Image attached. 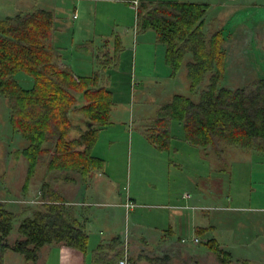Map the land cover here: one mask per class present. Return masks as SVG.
<instances>
[{
    "label": "trees",
    "instance_id": "16d2710c",
    "mask_svg": "<svg viewBox=\"0 0 264 264\" xmlns=\"http://www.w3.org/2000/svg\"><path fill=\"white\" fill-rule=\"evenodd\" d=\"M130 1L127 3L134 5ZM134 6L136 30H153L156 41L164 45L170 77L175 78L185 67L190 93H197L201 86L197 99L172 93L144 125L146 140L160 150H168L171 122L177 121L182 124L184 138L193 145L221 150L224 143L264 151V78L236 88L218 87L224 73V37L221 29H205L204 17L210 4L139 0ZM55 18L53 11L35 6L0 17V95L8 99L13 133L25 140L22 148L11 154L13 162L21 158L26 162L24 193L37 180L41 165L45 170L39 176L38 194L31 201L34 205L23 208L24 212L9 209L0 199V264H8L11 253L36 264L44 246L65 245L88 252L87 224L78 217L76 205L66 200L58 183L74 181L70 173H79L86 180L91 178V170L103 165L104 160L92 150L100 130L113 124L115 100L106 85L105 70L116 66L122 46L118 38L112 50L107 45L104 50L97 49L94 40L77 44L80 50H96L98 68L90 75L75 76L70 67L60 63L63 48L54 44ZM108 41L104 37L103 45ZM20 71L32 78L30 88L15 79ZM21 213L28 214L19 219ZM14 231L17 237L11 242ZM103 241L91 252V264H118L124 256V238L114 234ZM214 241L210 238L202 243L225 264H231V252ZM128 259L129 264L141 260L172 264L169 254L141 253ZM240 262L253 264L247 258Z\"/></svg>",
    "mask_w": 264,
    "mask_h": 264
},
{
    "label": "rangeland",
    "instance_id": "374dc122",
    "mask_svg": "<svg viewBox=\"0 0 264 264\" xmlns=\"http://www.w3.org/2000/svg\"><path fill=\"white\" fill-rule=\"evenodd\" d=\"M181 1L209 3L210 8L204 17L207 22L205 29L222 30L225 59L224 73L218 87L236 88L256 78H264V0ZM61 2L69 7V10L63 11L66 26L72 27L75 22L89 19V8L84 10V15H80L76 21L77 17L74 18L71 8L72 1L60 0ZM130 2L136 5L135 0ZM2 3H6V0H0V4ZM94 4L98 6L96 21L99 18L105 20L114 18L118 24L123 22V26L119 25L116 28L117 32H113L114 36L119 32L122 46L119 58L115 62L116 66L105 70L108 75L106 85L113 92L115 100L111 111L113 124L100 130L98 141L92 150L93 155L104 160L101 169L90 171L94 182L92 185L100 186V195L93 198L106 204H94L88 210L87 216L93 223L88 229L91 239L88 252L92 251L100 239L107 237L105 233L112 232L111 229H117L116 233L122 229L128 231L136 222L142 223L144 228H149V225L156 223L153 218L155 214L169 215L181 210L189 225L195 223L197 227H189L188 224L186 228L181 226L180 230L176 229V232L171 233V237L179 241L185 239V242L198 237L200 241L193 240L196 245L194 248L189 245L185 249H181V246L171 248L169 252L172 264H225L215 252L202 243L207 237L206 231L202 232L201 228H198L202 225L212 226L209 235L214 238V242L231 252V264H241L238 257L253 253L251 248L257 246L258 239H264V151L224 143L220 144L221 150L214 148L215 146L204 148L193 145L185 140L182 124L177 121L171 122V150L156 151L144 138L142 132L144 125L156 115L159 106L172 93L178 92L197 99L201 86L197 93H190L185 67L180 70L175 84L169 77H163L165 50L163 44L150 38L155 35L153 30L144 36V41L142 36L145 31L134 32V5L125 0H112L110 3L95 1ZM101 6L108 9H99ZM85 25L91 28L93 24ZM67 37L71 38L72 34ZM74 37L76 40L77 36ZM136 37L139 38L138 42ZM106 45L108 47V44L102 43L97 49L104 50ZM110 47H115L113 40ZM143 48L154 52L156 68L152 70L149 66V73L156 72L158 75V87L148 83L147 77L143 80L140 78L136 83L135 75L140 70L139 53ZM95 53L94 49V59ZM97 68L95 62L89 71ZM89 71L86 73H90ZM14 77L22 87L32 86V78L23 71L16 73ZM9 116L8 99L0 95V199L7 202L9 209L24 212L23 208L34 205L31 201L38 194L39 176L45 170L41 165L42 169H39L40 173L36 175L37 180L34 179L29 190L24 193L22 185L26 174V162L22 158L13 162L11 154L12 150L22 148L25 140L20 134L13 133ZM99 171L103 176L98 174ZM70 175L76 178L77 183H58L60 191L67 198L75 196V189L81 180L79 173ZM106 175H110L115 182L105 185ZM185 193H189L190 197L184 200L182 196ZM127 197L136 201V208L132 211L119 204L115 205L124 202ZM198 198L200 200L195 201ZM182 204H188V208L176 207ZM192 205L196 207L192 208ZM25 214L28 213L22 214L19 219ZM15 222L14 225H17V221ZM100 231L104 235L100 234ZM139 231L135 230L134 237L140 236L143 230ZM237 234H240L238 241H246L245 244L252 241L253 245L249 250L235 243ZM16 237L17 233L14 231L10 235L11 242ZM127 239L130 242V237ZM199 247L206 249L203 251ZM147 252L150 256L159 255L153 250ZM203 252L211 256H206ZM44 253L45 250L40 252V259L36 264L42 263ZM8 258V264H31L19 254L11 253ZM194 260H197V263ZM255 264L262 262L258 263L257 260Z\"/></svg>",
    "mask_w": 264,
    "mask_h": 264
},
{
    "label": "crops",
    "instance_id": "0c3cea01",
    "mask_svg": "<svg viewBox=\"0 0 264 264\" xmlns=\"http://www.w3.org/2000/svg\"><path fill=\"white\" fill-rule=\"evenodd\" d=\"M3 1V0H2ZM72 1V11H73V16L74 18H76V21H78V18H80V15H84V10H88V8L90 9V12L88 13L89 15V19H87V21H82L80 20L79 22H75V24L72 25V27H68L65 25V19H64V13L63 11H67L69 10V7L66 6V4H63V2L60 3V0H6V3H2L0 4V17H4V16H8V15H14L16 13L22 12V11H28L30 10L33 6L38 7V8H43V9H47V10H51L54 12L55 14V21H54V27H55V31H54V44L56 46L62 47L63 48V59L61 60V64L70 67L75 76H84V75H90L91 73H93L94 71H89L92 68V64H95V59L93 57V52L91 51H85V50H80L76 48V45L79 43H82L86 40H96L94 41L96 48H98V46L100 44L103 43V38L108 37L109 41L107 42L108 47L110 46L111 41L113 40V43L115 44L117 38L119 39L120 43H121V37L119 35V32L116 33V36H114L113 32H117L116 28L123 26V22H120V24H118L116 22V19H110V20H105L102 18H99L96 21V14H97V9L98 6H96L94 4L95 1H101L104 3H110L112 0H71ZM126 2L129 0H125ZM132 1V0H131ZM108 9L105 6H101L99 7V9ZM67 9V10H66ZM83 23V24H82ZM93 24L91 26V28H89L88 26H86L85 24ZM98 24V25H96ZM96 27H97V31H96ZM133 28H134V32H139L136 30L135 28V19L133 22ZM136 30V31H135ZM152 31V30H151ZM144 32V31H142ZM96 33V34H95ZM150 30H146L144 35L142 36V40L144 41L145 35H149ZM154 36H151L150 38L156 41V33L153 32ZM72 34V37L69 38L67 37L68 35ZM77 36V39L75 40V35ZM79 34V36H78ZM67 35V36H66ZM138 36V34H136ZM139 40V38L136 37V40ZM137 40V42H138ZM141 40V41H142ZM153 42V41H152ZM158 43V42H157ZM153 44V43H152ZM162 46V45H161ZM144 46H141V48ZM164 47V45H163ZM109 49H113V47L109 48ZM165 49V47H164ZM90 55V56H89ZM164 55H165V50H164ZM140 59H139V73L135 75V79H136V83L137 80L139 81V79L141 78L142 80L144 79V77H147V82L148 83H152V86H157L159 84V80L158 75H156V72H152L149 73V66L153 69H155V61H154V52H150L147 49L143 48L141 53H139ZM91 66V68L89 67ZM86 68V69H85ZM93 70V69H92ZM86 71H89L90 73H86ZM170 67L166 64L165 62V58H164V65H162V74L163 77H169V79H171V82L173 84L177 83V79L178 76L180 75L181 71L179 70V72L177 73V76L175 78L170 77ZM162 76H160V78H163ZM143 132V131H142ZM176 136L178 137V133H176ZM145 138V137H144ZM146 139V138H145ZM186 140V139H185ZM187 141V140H186ZM148 143H150L147 140ZM152 145V147L159 152L162 151H170L171 150V146L168 150H160L158 149L155 145H153L152 143H150ZM179 144H181V142H179ZM100 158V157H99ZM98 174L100 176H103L102 172H98ZM107 179L104 180L106 182L105 185H109V183H113L115 181L112 180V178L110 177V175H106ZM92 181V182H91ZM68 184L70 183H77L76 178L74 179V181H68L66 182ZM79 186H77V188L75 189V196H73L72 198H67L66 195L64 193H62L66 200L69 203H73L74 205H76V209L78 210V217L82 220L85 221V223L87 224L88 229H90L89 227H91L93 225L92 222H90V218L89 216H87L88 210L91 209V206H93L94 204L96 205H102V204H106L104 202L101 201H96L94 200V196L100 195L99 192V187H96L97 185H92L94 184L93 180H92V173H91V178H86V180H80L78 181ZM111 185V184H110ZM95 186V187H93ZM105 188V187H104ZM103 188V189H104ZM184 200L187 199L188 197H190L189 193H185L184 196ZM131 200L136 204L135 199L131 198V197H127L126 200L124 202H119V203H115V205H121L122 207H124L126 210H134L136 207L134 208H127L125 205L126 203ZM200 200V198L196 199L195 201ZM185 203V202H184ZM137 205V204H136ZM191 206V205H189ZM178 209H184V208H188V204H182V205H177L176 206ZM196 207L192 205V208ZM179 210L178 212H173L170 213L169 215H165V214H155L154 215V221L156 223H153L152 225H149V228H144L142 223L136 222L135 224H132L130 229L127 231V229H125V231L122 229L119 231V233H116L117 229H111L112 232L107 231V233H105L107 235V237H104L102 239H100L101 241L104 240L103 242H107L109 240V238L111 236H113L114 234H120V236L122 238H128L130 237V242L128 240V249H129V253L130 256L132 257H136L138 256V254L141 253H145L148 256H150L147 252V250H153V252H155L157 255H162V254H170L169 250L171 248H178L181 246V249H185L186 246L189 245V247H196L195 243L193 242V239H190L188 242H185V239H182V241L173 239L171 236L173 232H176L177 230L181 229V226L184 228L187 227V224L189 225L190 223L188 222V219L182 215V211ZM196 216V213L193 214V217ZM253 219L257 220V218L253 217ZM177 224V226L175 227V225ZM192 225H189V227H197V224L195 223H191ZM210 227H212L211 225H202V227H198V228H203V230H205V234H206V239H210ZM137 231H142V233H140V236L137 235V237H134V232L135 230ZM175 228V230H174ZM196 229V228H195ZM139 231V232H140ZM100 234L104 235V233L102 231H100ZM240 234L236 235V240L235 243H239V245L243 246L245 248V250H249V248L253 245L252 241H249L248 244H245L246 241L242 242V241H238V238ZM259 236H261V234H259ZM264 238V235H263ZM205 239V240H206ZM97 240V239H96ZM259 241H257V246H254L251 248V250H253V253L249 254L247 253V255H242L241 257H238V259L241 258H247L250 259L253 264H255V262L258 263L262 262V264H264V239L261 240L260 238L258 239ZM91 239L89 236V243H90ZM98 241L97 245L101 242ZM177 244V245H176ZM96 245V246H97ZM248 245V246H246ZM95 246V247H96ZM94 247V248H95ZM93 248V249H94ZM88 249H89V244H88ZM92 249V251H93ZM200 250L206 249V248H201L199 247ZM42 250H45L44 253V257L41 260L42 263L41 264H91V252H87V254L82 253L81 251L77 250V249H73L70 247H67L65 245H56V246H44L40 252ZM226 250V249H225ZM243 250V249H242ZM167 251V252H165ZM40 252H39V259H40ZM147 252V253H146ZM210 252V250H208V253ZM132 253H134L132 255ZM204 253V252H203ZM205 254V253H204ZM206 256H211L210 254H205ZM172 259V256H171ZM39 261V260H38ZM195 263H197V260H194ZM139 264H145L146 262L141 260L138 262Z\"/></svg>",
    "mask_w": 264,
    "mask_h": 264
},
{
    "label": "built area",
    "instance_id": "2783aa9c",
    "mask_svg": "<svg viewBox=\"0 0 264 264\" xmlns=\"http://www.w3.org/2000/svg\"><path fill=\"white\" fill-rule=\"evenodd\" d=\"M138 0H135V3L137 4ZM127 208H134L136 206V204L129 200L126 205ZM194 241L199 242L200 238L195 237ZM129 249H128V240L127 238L124 239V256L118 261V264H129Z\"/></svg>",
    "mask_w": 264,
    "mask_h": 264
}]
</instances>
